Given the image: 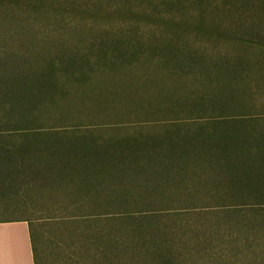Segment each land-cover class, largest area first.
<instances>
[{
    "label": "rangeland",
    "instance_id": "rangeland-1",
    "mask_svg": "<svg viewBox=\"0 0 264 264\" xmlns=\"http://www.w3.org/2000/svg\"><path fill=\"white\" fill-rule=\"evenodd\" d=\"M124 35L144 42L145 55L169 43L165 52L177 62L89 65L82 81L63 74L54 82L40 77L50 51L78 47L81 53L99 40ZM257 42H264V0H0V97L13 96L17 108L0 104L1 136L26 133L29 145H67L81 134L88 146L109 153L161 140L157 145L187 151L181 159L139 160L150 164L145 167L125 161L131 167L114 182L97 173L87 187L63 180L7 191L0 194V220L37 219L46 237L39 245L45 264H69L72 249L89 264H105L93 256L95 240L100 234L133 235L134 224L119 221L125 212L166 213L161 220L154 217L155 225L176 219L196 226L206 217L210 231L216 220L223 229L233 228L241 216L216 215L243 209L244 198L228 189L223 176L235 169L246 176V158H258L247 161L254 166L264 162V45ZM187 53L194 64L181 61ZM176 102L183 109L179 114L150 112ZM21 111L24 119L33 118L30 127L14 128L3 116L21 119ZM225 128L231 130L227 137ZM35 132L54 133L52 143L35 140ZM247 135L262 137L263 145H252L257 155L239 147L243 162L211 155L206 146L244 145L241 137ZM38 181L42 177L32 179ZM99 215L108 221L97 222ZM260 227L258 233L264 231ZM237 243L232 252L240 249Z\"/></svg>",
    "mask_w": 264,
    "mask_h": 264
},
{
    "label": "trees",
    "instance_id": "trees-1",
    "mask_svg": "<svg viewBox=\"0 0 264 264\" xmlns=\"http://www.w3.org/2000/svg\"><path fill=\"white\" fill-rule=\"evenodd\" d=\"M115 38L109 36L105 41L99 40L95 45L91 44L81 53H79L80 49L78 47L64 53L59 50L50 51V55L45 60V68L47 69L40 74V77L54 82L58 74H63L70 79L82 81L88 78V68L85 67H90L89 65L109 64L120 67L130 62L139 61L165 64L177 62L170 53L165 52L170 47L169 43L156 46L151 54L145 55L143 51L146 44L144 42L128 35ZM257 43L264 45V42ZM104 45L106 46L103 47ZM192 58V54L187 53L181 61L194 64L195 61H192ZM55 95L64 96V92L59 91ZM13 98V96L0 97V104L2 106L8 104L10 109H17L12 104ZM20 106L22 107V104ZM150 112L154 115L160 113L166 116L179 114L183 112V109L176 102L162 109H150ZM22 114L21 111L18 114L21 119H13L15 121L12 120L10 115L3 116L14 128L30 127L33 118L24 119ZM223 131L225 133H222V135H225V137H227V134L230 135L231 130L229 128H225ZM33 134L32 137L35 140L43 142L44 139L49 144L52 143L51 140L54 137V133L45 132L44 135V133L35 132ZM17 135L20 139L16 137ZM86 138L87 136L80 134L74 136L76 141H68L67 145H64L65 143L29 145L31 143L29 142V134L11 133L5 136L0 135V194L3 195L10 190L15 192L24 188L33 187L36 189L41 184L44 187H49V185L52 186L51 182H54V184L57 182L58 184L63 180L87 187L90 182H93L92 179L98 180L97 173L104 174L101 178L114 182L120 180L122 175L125 174L124 170L129 169L132 164H136L135 167L137 165L141 167L149 166L150 164L138 163L143 159L152 161L151 158L157 160L165 157L175 160L181 159L180 156L187 152L176 150L179 145H157L161 140H156L151 143L153 145L117 146L115 147L116 150L109 153L108 150H102L103 147H99V145L88 146ZM241 138L243 139L241 143L244 145L235 143L234 145L206 146H210L209 152L211 155L218 154L225 160H241L243 162L244 157L238 159V156L243 152L238 148L244 147V153L257 155V151L252 145H263V138H258L256 135H247ZM127 141H131V139L125 140V142ZM174 147V150H168ZM237 149L239 153H237ZM212 150L214 152H211ZM195 155H200V152L196 151ZM206 157L205 154L201 155L204 160H207ZM132 160H135V162L125 164V161ZM249 160L257 161L258 158L245 159V163L243 162L242 165L244 168L246 166L249 168L246 176L244 174L242 176L240 169H235L236 171L233 174L227 172V175L223 176L228 189L237 190L238 193L242 194L240 196L244 198L243 209L229 210L224 212L225 214L216 215V218L221 217L223 219L228 218V215H226L228 213L237 217L241 216L239 218L240 223L234 222L233 228L223 229L221 222L216 220L215 230L210 231V221L206 217L201 219L202 222L196 226H191L186 221L180 223L176 219L172 224L158 222L155 225L154 223L157 220L165 218L166 213L154 215L149 212H125L119 215V221L120 223L124 221L125 223L134 224L132 228L135 233L127 237H118L115 234L111 236L107 234L98 235L95 240L96 245L93 246V256L99 262L105 264H233L234 262H239L238 264H264V231L258 233L261 229L260 226L264 225V162H262V165L254 166L247 163ZM163 167L167 168V166ZM35 177H42L43 182L40 184L39 181L32 182ZM46 179H49L48 182ZM33 183L34 185H32ZM93 184L91 188L95 189ZM91 192L88 190L86 193ZM86 215L84 214L82 217ZM75 216L67 215L66 218L73 220L76 218ZM154 217L158 219L154 221ZM11 220L27 222L34 264H45L43 252H41L39 245L40 241L46 237L41 230L39 231V225L36 223L37 219L24 217L11 218ZM96 220L102 223L108 221V218L99 215ZM146 220H150L151 224H144ZM74 222L76 221L74 220ZM34 233H36L37 238ZM237 242H240L241 245ZM233 243H237L240 249L232 252ZM51 245L52 249L56 250V246ZM70 252L72 253L68 256L72 258L70 260L71 264H89L75 250L72 249Z\"/></svg>",
    "mask_w": 264,
    "mask_h": 264
},
{
    "label": "crops",
    "instance_id": "crops-1",
    "mask_svg": "<svg viewBox=\"0 0 264 264\" xmlns=\"http://www.w3.org/2000/svg\"><path fill=\"white\" fill-rule=\"evenodd\" d=\"M0 264H34L26 221L0 220Z\"/></svg>",
    "mask_w": 264,
    "mask_h": 264
}]
</instances>
